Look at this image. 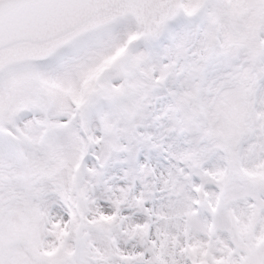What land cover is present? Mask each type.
<instances>
[{"label": "snow or ice", "instance_id": "snow-or-ice-1", "mask_svg": "<svg viewBox=\"0 0 264 264\" xmlns=\"http://www.w3.org/2000/svg\"><path fill=\"white\" fill-rule=\"evenodd\" d=\"M0 264H264V0H0Z\"/></svg>", "mask_w": 264, "mask_h": 264}]
</instances>
